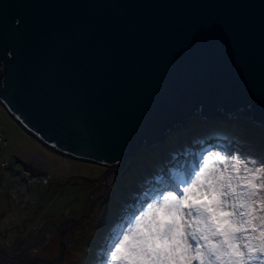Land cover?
<instances>
[{"label": "water", "instance_id": "obj_1", "mask_svg": "<svg viewBox=\"0 0 264 264\" xmlns=\"http://www.w3.org/2000/svg\"><path fill=\"white\" fill-rule=\"evenodd\" d=\"M0 65L14 125L52 153L104 166L107 184L196 114L264 127V0H0ZM195 122L193 145L217 119ZM92 202L59 228L55 258L0 248V264H58L65 231Z\"/></svg>", "mask_w": 264, "mask_h": 264}, {"label": "rangeland", "instance_id": "obj_2", "mask_svg": "<svg viewBox=\"0 0 264 264\" xmlns=\"http://www.w3.org/2000/svg\"><path fill=\"white\" fill-rule=\"evenodd\" d=\"M230 118L233 117L228 118L225 114L217 118L223 129L217 139L220 144L214 145L213 141L208 145L194 146L192 142L189 149L193 150L192 155L186 151L183 153L189 164L167 163L166 169L159 171L162 166L160 155L165 158L180 144L177 140L180 135L186 143L185 136L193 135L197 126L171 132L166 149L158 147L153 155L146 154L149 162H140L139 154L144 150L141 146L132 161H137L136 165L130 166V174L126 175L122 185H118L116 182L121 172L116 177L111 174L107 184L103 183L104 168L51 153L18 129L0 105V248L25 251L31 257L45 260L55 258L60 249L59 228L64 222L78 218L93 201L87 217L71 232L66 230L64 233L62 239L67 246L58 264H100L114 223L130 215L146 199L186 178L208 152L219 151L264 162V127L245 117L235 123L228 120ZM183 147L188 148L187 143ZM218 160V157H210L209 166ZM35 162H44L38 170L40 173L34 174ZM25 163H29L27 169ZM147 170L150 173L146 174ZM157 172L159 175L151 181V174Z\"/></svg>", "mask_w": 264, "mask_h": 264}, {"label": "snow or ice", "instance_id": "obj_3", "mask_svg": "<svg viewBox=\"0 0 264 264\" xmlns=\"http://www.w3.org/2000/svg\"><path fill=\"white\" fill-rule=\"evenodd\" d=\"M100 264H264V162L208 152L114 223Z\"/></svg>", "mask_w": 264, "mask_h": 264}, {"label": "trees", "instance_id": "obj_4", "mask_svg": "<svg viewBox=\"0 0 264 264\" xmlns=\"http://www.w3.org/2000/svg\"><path fill=\"white\" fill-rule=\"evenodd\" d=\"M241 118H243V119H245L242 115H238V116H236L235 118H232V119H228V120H230V121H232V122H239L240 121V119ZM195 121H197V118H195V119H193V120H191V121H188V122H186V124H188V129L187 130H189L193 125H196L197 123L195 122ZM193 123V124H192ZM222 131H223V129H222V125L221 124H219L218 122L210 129V131L207 133V135L206 136H203V137H201L200 139H197L196 140V142L194 143L195 145H208L209 143H211V142H213L214 140H216L217 138H220V135H221V133H222ZM213 135H216V136H213ZM168 137L169 136H167L166 137V139H168ZM164 144H162V146H163ZM147 146H144V150H142L141 152H140V154H139V159L140 160H146L147 161V152L149 153V150H151V148L150 149H148V151H147ZM150 154V153H149ZM136 160H138V159H136ZM136 162L137 161H135L134 163L133 162H131V163H129L126 167H125V169L124 170H122L121 171V173L119 174V176H118V181L116 182L118 185H122V181L125 179V178H127V176L126 175H128V174H130V166H133V165H136ZM133 178V177H132ZM116 183L114 184V185H116Z\"/></svg>", "mask_w": 264, "mask_h": 264}, {"label": "bare ground", "instance_id": "obj_5", "mask_svg": "<svg viewBox=\"0 0 264 264\" xmlns=\"http://www.w3.org/2000/svg\"><path fill=\"white\" fill-rule=\"evenodd\" d=\"M222 115H223L222 113L217 114V115L216 114H210L207 117H203L201 115L196 114L195 115L196 117L187 119L186 122L191 121V120H193L195 118H197V120L201 119V120H205V121H212V120H215V119H217L218 117H220ZM186 122L184 124L178 125L177 128L180 127V126H184L186 124ZM196 132H197V130L195 131V133ZM195 133H193V135ZM193 135H188V137H187L188 144H191V142H192L191 138L193 137ZM167 141H168V139L165 138L164 141H163V144L165 145L167 143ZM220 141H222V140H220ZM184 144H186V143H184ZM184 144H182V145H184ZM218 144H220L219 141L218 140H215L214 141V145H218ZM196 148L199 149V147H196ZM185 151L188 152V153L190 152L191 155L193 153V150L189 151L188 149H181V143H180L179 146L178 147L175 146L174 149L172 151H170L169 154L162 161L164 163H168L166 161H169L170 160L169 161V164H171V163L177 164L179 162H181V163L183 162L185 164H189V159H186L187 156L183 154ZM101 167L104 168V170H105V167L104 166H101ZM148 173H150V172H148ZM147 178H148V175H147L146 179ZM151 178H152L151 179V181H152L153 179L156 178V175L151 174ZM134 190H136V187L134 188ZM133 194H136V193H133Z\"/></svg>", "mask_w": 264, "mask_h": 264}, {"label": "flooded vegetation", "instance_id": "obj_6", "mask_svg": "<svg viewBox=\"0 0 264 264\" xmlns=\"http://www.w3.org/2000/svg\"><path fill=\"white\" fill-rule=\"evenodd\" d=\"M46 151H47V150H45V152H46ZM47 152H48V151H47ZM51 153H52V152H51ZM56 156H57V155H56ZM42 165H44V162L40 164V166H39L38 169H37V172L35 171L34 174H36V173L39 172L38 170L41 168ZM39 173H40V172H39ZM1 249H3V248H1Z\"/></svg>", "mask_w": 264, "mask_h": 264}]
</instances>
